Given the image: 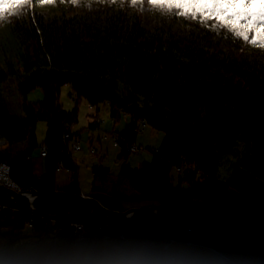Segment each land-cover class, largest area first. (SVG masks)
I'll use <instances>...</instances> for the list:
<instances>
[{
  "label": "trees",
  "instance_id": "1",
  "mask_svg": "<svg viewBox=\"0 0 264 264\" xmlns=\"http://www.w3.org/2000/svg\"><path fill=\"white\" fill-rule=\"evenodd\" d=\"M94 6L91 11H78L77 4L57 0L53 9L57 14L53 18L45 19L43 15L32 18L27 7L20 17L9 16L4 20L7 28L0 30V46L5 50L6 38L15 48L13 60L5 62V75L0 72V83L6 75L16 73L14 68L21 72L17 91L23 98L26 114L24 118L10 115L0 98V136L7 139L9 148L24 143L23 149H0V160L11 165V177L22 188L52 192L56 190V172L62 163V168L73 171L69 185L63 190L79 193L77 167L62 143L63 133L78 120L77 107L67 111L58 100L60 88L68 84L76 104L81 98L92 106L107 102L112 118L117 119L121 112L128 115L129 126L121 132L127 140L134 139L135 120L140 118L164 133L159 147L151 151L149 162L138 168L121 165L119 176L137 193L138 202L147 200L153 206L168 208V215L173 209L181 219L213 210L228 211L231 205L239 204L254 221L264 224V76L249 66L242 52L223 53V47L213 42L215 35L204 27L218 24L213 20L201 22L165 11L175 20L195 26L199 32L176 35L169 26L150 32L141 26L133 11L122 10L109 0L94 2ZM67 7L71 8V14H64ZM223 30L228 37L233 35ZM37 87L44 93L43 101L28 102L27 93ZM39 121L46 122L43 143L47 147L45 174L41 177L33 174L29 159L38 147ZM119 144L121 157L126 155V149ZM239 145L242 147L238 156ZM233 154L238 160L222 180L219 177L222 160ZM177 167L180 171H175ZM93 173L100 176L94 178L102 183L110 174L102 167H95ZM93 191L100 194L98 198L106 207L123 210L121 200H127L126 197L97 186H93ZM6 199V193L0 192V200ZM244 203L248 206H243ZM35 207L40 213L82 222L90 229L110 219L92 213L91 204L68 199L40 196ZM10 218L9 210L6 214L0 210L1 232L13 226L14 233L6 236H15L18 243L23 221L18 225L15 217ZM148 218L149 214L137 212L132 216V224ZM32 225L34 232L50 230L40 217H34ZM178 226L166 222L163 232L166 238L172 237ZM212 227L224 238L212 245L229 262L248 259L254 264H264L261 239L253 244L252 235L247 232L223 225ZM54 239L57 261L54 264H88L93 256L94 264H152L168 256L160 246L131 237L118 240L101 252L100 243L78 240L69 226L63 225ZM27 264L50 263L46 256H41L40 260Z\"/></svg>",
  "mask_w": 264,
  "mask_h": 264
},
{
  "label": "rangeland",
  "instance_id": "2",
  "mask_svg": "<svg viewBox=\"0 0 264 264\" xmlns=\"http://www.w3.org/2000/svg\"><path fill=\"white\" fill-rule=\"evenodd\" d=\"M100 0L96 1H87L82 2L79 0L77 4L78 11L81 9H87L91 11L94 6V2H99ZM115 4L119 6L120 9L128 11H133L136 13V17H138L141 26L150 32H154L155 30H165L166 26H169L172 33L176 35H188L192 32H199L195 26H192L188 23H185L181 19L175 20L172 18L171 15L167 14L165 11H156L152 9L147 3H137L132 4L129 1L125 3V0H114ZM74 4V5H76ZM25 9H20L17 16L20 17L22 13H25ZM54 5H45L40 6L38 4H32L30 7H28V11L30 12V15L32 18H37L38 15H43L45 19L53 18V16H56V12H54ZM71 8H66L64 11V14H71L72 11H70ZM116 12V11H114ZM55 14V15H54ZM63 14V16H65ZM83 16H86L85 14ZM77 17H82L81 15H78ZM52 20V19H51ZM50 22V20L48 21ZM1 23V22H0ZM4 21L0 24V30L2 28H7L6 24H3ZM205 28H208L210 30L211 34H214L215 37L213 38V42H217L220 44L219 46H222L223 53H227L231 55L230 52H242L244 58L248 60V64L252 69L257 70L261 73V75L264 76V49L260 48L259 46H253L249 43H246L243 39L236 38L234 35H231L228 37L223 28L220 27L218 24L214 25H206ZM2 42V40L0 41ZM3 42H5V50L2 49V46H0V72H2L4 75L7 71L6 69V63H9V59H12V55L14 54L15 48L13 45H11L6 38L3 39ZM3 54V55H2ZM4 58V59H3ZM5 60V61H4ZM14 74H11L10 76L6 75V78L4 81L0 83V98L1 103L4 104L10 113V115L18 118H24L26 117V114L23 110L22 103L23 98L17 91V84L22 81L21 79V72L17 70L16 68L13 69ZM72 93L71 88L68 84L63 85L60 88L59 93V103L63 106V108L67 111L72 110L74 107H77V113H78V120L74 124V126H71L68 130L72 129L73 132V138L72 140L75 141L76 144L80 143L78 149H73V145L71 144V147L69 150H74L71 152L72 158L74 159V164L77 167V175H78V183H79V193L83 194L84 196H91L96 197V195H86L82 192L85 191L86 193L91 192V185L95 181L94 177H100L97 175V173H93V170L95 167H104L109 170V175L105 178L106 182L103 184V186L98 185L97 187L105 190L106 192L116 191L118 195H122L127 198V200H121V205L123 210L137 207V206H145V207H155L158 208V206H153L151 201L147 200H141L137 201V193H135L131 187L129 186L126 179L122 176H119V171L122 164L129 165L131 168H138L140 167L144 162H149L152 157V150H155L159 147V145L162 142V139L164 137V133L162 131H159L157 129L152 128L149 126V124L146 122L145 119L140 118L135 120V128L133 132L135 133L134 139H129L128 141L130 144L123 142L121 140L116 141V138L121 134V132L124 130L123 128L127 124V121L129 120V116L126 114H121L119 117L112 118L109 114V105L107 102L100 103L98 105L91 106V104L88 103V101L84 98L79 99L78 103L73 100L74 96L70 95ZM44 93L40 87H37L26 95V100L31 103H37L43 101ZM76 105V106H75ZM93 113L98 116V123L95 124V126H100L99 128H92L90 126V122H92ZM95 119V118H94ZM129 123V122H128ZM129 125L127 124L126 127ZM125 127V128H126ZM123 129V130H121ZM67 130V131H68ZM66 132V131H65ZM45 133H46V122L39 121L36 126V138L38 147H36L31 155L29 156V159L31 161V165L34 169L33 174L35 173L37 175H41L44 172V158L47 155L46 154H40V146L41 144L44 145L45 140ZM75 133V134H74ZM64 135V133H63ZM63 137V136H62ZM119 139V138H118ZM119 143L125 144L127 148L126 149V155H122L119 157V154H121V148L119 147ZM135 145V148H130ZM241 145H239V149L236 151V154L239 156L241 154ZM24 148V143L19 142L11 148L8 146V141L4 136H0V149H6L9 151V149L19 150ZM238 157L233 155H228L223 158L221 163V169H220V175L219 177L224 180L228 177L230 174V168L234 163L237 162ZM2 162L6 160H0ZM176 168V167H175ZM11 170V168H10ZM9 170V171H10ZM56 172V184L60 189L56 190H63L61 188H65L69 185L71 181V177L73 175V171L66 169V168H57ZM177 169H175L176 171ZM34 174V175H35ZM42 176V175H41ZM40 176V177H41ZM3 177H6L3 174H1L0 178L5 179ZM8 177H10L11 182L15 183L16 185H10V186H1L0 192H4L7 195L6 200H0V204L6 205V202L11 203L12 207L9 208H3L0 206V210L6 214L7 210H9V213L11 214V218L17 219V224L21 221H23V230L20 232L22 235H18V243L15 242V236L9 237L6 236L7 234L14 233L13 226H11L10 229H5V231L1 230L3 229L0 227V264H27L28 262H35L40 260V257L46 256V261L50 264L57 263L56 261V250L55 245V236L57 229L65 224L63 221H72L70 219L63 218V220L59 219L60 217L52 216V215H46L43 213H40L43 217H40L47 226L50 227V230L46 233L41 232H34L31 227H33L32 222L28 219L29 214L24 212V210L16 209L19 208L18 206H24L27 204V202H32L33 199L37 198L38 195H34L29 190L31 188H22L12 177L8 174ZM39 177V176H37ZM97 180V179H96ZM99 181V180H98ZM20 186V188H19ZM13 189L14 191H23L24 196L26 198V201L16 200V201H10L8 199V194L5 191V189ZM100 197V195H97V197ZM36 199V200H37ZM36 203V201H35ZM243 206L247 207L248 205L246 203L243 204ZM170 210V209H169ZM96 212V210L93 208L92 210ZM167 211V210H166ZM171 214L170 216H176L173 209L170 210ZM217 210H213L211 212H214ZM227 212V211H226ZM228 213L229 215L236 219V220H244V221H254L253 217L250 216L251 214H247L245 210H238L235 211L234 209L230 210ZM135 213H130L128 217L131 219L130 222L117 219V224L123 225L126 228L130 226L131 228H138L140 227L144 222L140 224H132V216ZM249 215V216H248ZM105 218H110L109 220H106V222H110V220H115L116 218H111L106 215H104ZM199 216V215H198ZM177 217V216H176ZM14 218V220H15ZM179 218V217H178ZM66 219V220H64ZM148 219H151L150 217ZM147 219V220H148ZM161 220V219H159ZM163 221V220H162ZM78 222V221H73ZM256 222V221H254ZM82 223V222H78ZM165 221H163V230H161L160 234L158 235H150L146 233H133L131 231L127 232L123 237L116 238V237H106L101 236L100 232L98 231V225L99 222L96 223L94 226L91 227V232L89 231L88 234H86L85 238H80L79 233H75L78 240H93V242H98L102 245L101 252L107 251V248L114 245L116 241L118 240H124L127 238H136L140 240L143 243H149L145 242L144 239L152 236H158L162 239L164 238L166 240V236L163 233L165 229ZM172 223V222H168ZM83 224V223H82ZM177 224V223H174ZM179 225L176 230L175 234L172 235L174 237L175 241L170 243L168 240L166 243H169L166 247L165 254L167 253L168 257L175 258L174 264H218L221 261L218 260L219 255L222 256L224 259L223 264H228L227 258L223 256L212 244L213 243H207L203 241L204 234L206 233L207 240H214L217 237V234H221L220 231L217 228L212 227L216 224L211 225H203V227H200L197 229L195 226L199 225ZM246 226H249V224H246ZM253 226V225H252ZM264 226V224H263ZM250 227V226H249ZM264 232V227L262 226H256ZM70 228V227H69ZM129 228V227H128ZM186 228L188 231H190L188 234L183 235L181 232V229ZM73 232L74 229L71 228ZM194 231V235L193 232ZM217 232V233H215ZM177 233V234H176ZM1 234H5L4 236ZM251 234V233H249ZM252 235V242L254 235ZM165 236V237H164ZM196 236H201L202 241H197L198 245L194 244H188L186 242H189V238H194ZM222 236V235H221ZM181 237H187V239H184L186 242H179L178 238ZM14 239V240H13ZM261 239V238H256ZM262 240V239H261ZM178 241V242H177ZM263 241V240H262ZM264 242V241H263ZM220 243V242H218ZM153 244V243H149ZM155 245V244H154ZM161 245V243H160ZM201 258V260H200ZM96 257L93 256L89 259L88 264H94ZM232 264H240V263H234L230 262ZM253 262H246V264H251ZM153 264H167L166 259L164 260H155Z\"/></svg>",
  "mask_w": 264,
  "mask_h": 264
},
{
  "label": "snow or ice",
  "instance_id": "3",
  "mask_svg": "<svg viewBox=\"0 0 264 264\" xmlns=\"http://www.w3.org/2000/svg\"><path fill=\"white\" fill-rule=\"evenodd\" d=\"M76 4L79 0H59ZM114 2V0H109ZM132 4L144 0H129ZM57 0H0V22L32 4L55 5ZM150 7L182 17L213 20L236 38L264 49V0H147Z\"/></svg>",
  "mask_w": 264,
  "mask_h": 264
},
{
  "label": "water",
  "instance_id": "4",
  "mask_svg": "<svg viewBox=\"0 0 264 264\" xmlns=\"http://www.w3.org/2000/svg\"><path fill=\"white\" fill-rule=\"evenodd\" d=\"M5 191L7 192L8 199L10 201H16V200L26 201L23 191H14L13 189H9V188L5 189ZM29 191L34 195H38L39 197L46 196V197H53L59 199H68L75 202H85L91 204L93 208L96 210V213L98 214L106 215L108 217L124 220L127 222L128 221L130 222L131 220L128 217L130 213L145 212L149 214V217L151 219H161L165 222H172L181 225L216 224V225L228 226L239 232H247L253 234L254 243L256 242V238L258 237L264 241V232L259 228L255 227V225L264 227L263 224L254 221L236 220L232 218L226 211L203 212L199 216H192L188 219H181L176 216L168 215L166 213V210H168V208H164V207L155 208V207L140 206V207H132L124 210H118V209L115 210L106 207L100 201V199L96 197L84 196L83 194L71 193L65 190H54L52 192L43 193L37 191L34 188H31ZM246 224H249L250 227L246 226ZM144 241L153 243L155 245H159L160 243L166 242L167 240L162 239L161 237L158 236H152L144 239Z\"/></svg>",
  "mask_w": 264,
  "mask_h": 264
},
{
  "label": "built area",
  "instance_id": "5",
  "mask_svg": "<svg viewBox=\"0 0 264 264\" xmlns=\"http://www.w3.org/2000/svg\"><path fill=\"white\" fill-rule=\"evenodd\" d=\"M73 132L72 130H68L66 132H64V135L62 137V143L66 149V151H68L70 149V147L68 148V146L71 144L73 145V149H78L79 146H75V144L73 143ZM119 138V139H118ZM118 138H116V141L118 140H121L123 142H126L128 143V145L130 144V142L126 139L125 136L123 135H119ZM125 146V144H124ZM130 148H135V145H133L132 147L130 146ZM125 149H129V147L127 148V146H125ZM47 153V147L46 145H42V152L41 154H46ZM58 167H62V163H59V166ZM10 168H11V165L9 162H2L0 161V176L1 174H3V171H4V175L6 177H3L5 179H1L0 178V188L1 186H10V185H16L15 183L11 182V179L10 177H8V174L10 175ZM178 169V168H177ZM7 186V187H8ZM20 188V186H19ZM21 189V188H20ZM37 198L33 199L32 202H27V204H25V207L24 206H18L19 208L16 207V209H19V210H24V212L28 213L29 214V221H33V218L34 217H43L40 212L36 209L35 207V201H36ZM1 207L3 208H9V207H12L10 204H7L4 205V204H0ZM233 209V207L231 208ZM62 220V219H61ZM63 223L65 224V226H69L70 229L73 228L74 229V233H79V237L80 238H85L86 237V234H88V230L87 229H90V227H87L85 226V224H82V223H78V222H73V221H63ZM108 227V230L106 231L105 228ZM129 227V228H128ZM127 228L123 225H119L116 223V221H110V222H106V221H100L99 222V225H98V231L100 232L101 236H106V237H116V238H121L123 237L127 232H130L131 231L133 233H146V234H150V235H158L160 234L161 230H163V221L162 220H159V219H148L146 220L140 227L138 228H131L130 226H128ZM91 230V229H90ZM190 231H188L186 228H183L181 229V232L183 235H186L188 234ZM194 235V231H192ZM165 237V236H164ZM168 241L170 243L174 242L175 239L174 237H169L168 238ZM178 241L179 242H186L184 239L182 238H178ZM177 241V242H178ZM188 244H194V245H198L197 243H195L194 241L191 242H186ZM169 243H162V247L164 250H166V247ZM174 261H175V258H171V257H168L166 256V263L167 264H174ZM242 262H245V260H243ZM236 263H239V262H236Z\"/></svg>",
  "mask_w": 264,
  "mask_h": 264
},
{
  "label": "bare ground",
  "instance_id": "6",
  "mask_svg": "<svg viewBox=\"0 0 264 264\" xmlns=\"http://www.w3.org/2000/svg\"><path fill=\"white\" fill-rule=\"evenodd\" d=\"M92 106V105H91ZM95 118V119H94ZM96 118H98V116L96 115V113L94 114L93 113V118H92V122H90V125H91V127L94 125V124H96V123H98V119H96ZM72 126H74V124H72ZM100 126H93V128H99ZM72 130V129H71ZM75 134V133H74ZM73 143L75 144V141H73ZM45 145V144H44ZM81 144L80 143H78V144H75V146H80ZM69 147H71L70 145L68 146V148ZM72 151H74V150H68L67 151V155L69 156V158L71 159V161H73V162H75L74 161V159L72 158V154H71V152ZM41 152H42V144H41V146H40V154H41ZM178 169L176 170V171H180V167H177ZM58 171V170H57ZM78 176V175H77ZM95 179V178H94ZM96 198H98V197H96ZM99 199V198H98ZM137 207H140V206H137ZM233 207V209L235 210V211H238V210H242L241 208H240V205L239 204H233V205H231V207L228 209V211H227V213L230 211V210H232L231 208ZM123 209V208H122ZM94 213H96V212H94ZM228 214H230V213H228ZM88 230V233H89V231L91 232V230L90 229H87ZM170 237V236H169ZM168 237V238H169ZM197 237V236H196ZM196 237H194V238H189L188 239V241H191V242H197L198 241V239L196 238ZM168 238H166V240H168ZM182 239H187V237H181ZM164 239V238H163ZM201 241H202V239H201ZM162 243H165V242H162ZM161 243V244H162ZM158 246H160L162 249H163V247H162V245H158ZM243 261V260H242ZM242 261H240L239 263L240 264H246L245 262H242ZM245 261L246 262H251V260H248V259H245ZM234 263H236V262H234Z\"/></svg>",
  "mask_w": 264,
  "mask_h": 264
},
{
  "label": "crops",
  "instance_id": "7",
  "mask_svg": "<svg viewBox=\"0 0 264 264\" xmlns=\"http://www.w3.org/2000/svg\"><path fill=\"white\" fill-rule=\"evenodd\" d=\"M128 122H129V120L127 121V124H128ZM126 124V125H127ZM126 125H125V127H126ZM93 126H95V124L93 125ZM125 127L123 128V129H125ZM93 128V127H92ZM123 129H121V130H123ZM101 167V166H100ZM102 168H104V167H102ZM106 169V168H105ZM33 171H34V169H33ZM44 172H45V166H44ZM35 174V173H34ZM43 174H45V173H43ZM43 174H41V175H43ZM36 175V174H35ZM41 175H37V176H41ZM103 184H105V183H102V182H100V181H98V180H95L93 183H92V185H91V192H89V193H86L85 191H83V189H82V192L84 193V194H86V195H96V197H97V195H100V194H97V193H95L94 191H93V186H98V185H100V186H103ZM55 187H56V189H60V187H58V185L56 184V177H55ZM61 189H63V188H61ZM99 197V196H98ZM121 207H122V205H121ZM215 233H217V232H215ZM206 233L204 234V237H203V241L204 242H207V243H218V242H222V241H224V238L221 236V234H217V237L214 239V240H207V237H206ZM219 257L220 258H218V260H220L221 262L220 263H218V264H223L224 263V261H223V257L222 256H220L219 255ZM200 260H201V258H200ZM153 262L154 261H152V264H153ZM210 264H214V263H210ZM217 264V263H216ZM228 264H232V263H230V262H228ZM251 264H254V263H251Z\"/></svg>",
  "mask_w": 264,
  "mask_h": 264
}]
</instances>
